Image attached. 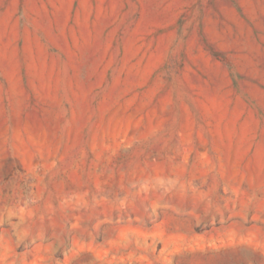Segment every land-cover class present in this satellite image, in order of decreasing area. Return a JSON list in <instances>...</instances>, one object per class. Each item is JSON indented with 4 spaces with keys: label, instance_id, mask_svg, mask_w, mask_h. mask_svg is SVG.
Returning <instances> with one entry per match:
<instances>
[{
    "label": "rangeland",
    "instance_id": "374dc122",
    "mask_svg": "<svg viewBox=\"0 0 264 264\" xmlns=\"http://www.w3.org/2000/svg\"><path fill=\"white\" fill-rule=\"evenodd\" d=\"M0 264H264V0H0Z\"/></svg>",
    "mask_w": 264,
    "mask_h": 264
}]
</instances>
